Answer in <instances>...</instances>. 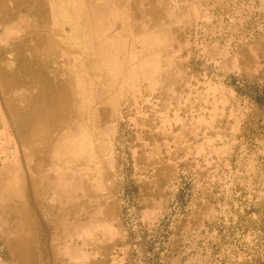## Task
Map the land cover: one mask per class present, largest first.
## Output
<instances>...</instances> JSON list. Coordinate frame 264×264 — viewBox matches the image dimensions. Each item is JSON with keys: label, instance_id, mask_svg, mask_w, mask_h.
Here are the masks:
<instances>
[{"label": "rangeland", "instance_id": "rangeland-1", "mask_svg": "<svg viewBox=\"0 0 264 264\" xmlns=\"http://www.w3.org/2000/svg\"><path fill=\"white\" fill-rule=\"evenodd\" d=\"M45 4L37 77L0 93V228L33 211L54 264H264V0ZM63 214L101 248H63Z\"/></svg>", "mask_w": 264, "mask_h": 264}, {"label": "crops", "instance_id": "crops-1", "mask_svg": "<svg viewBox=\"0 0 264 264\" xmlns=\"http://www.w3.org/2000/svg\"><path fill=\"white\" fill-rule=\"evenodd\" d=\"M45 6V0H0V93L8 89L19 90L26 88L28 83H32V79L37 77L38 59L33 56V50L29 49L28 42L40 39L39 29L42 26L43 20L39 12ZM0 103H2L1 100ZM4 104L6 103L4 102ZM51 105L49 102L36 104L33 98L19 97L15 106V112L18 115L16 119H33L34 115H39L44 119H52L50 116L52 115L51 111L55 113V109L50 110ZM63 110L66 111L63 113L64 115L70 111V108ZM23 114L25 115L23 116ZM35 166H32V169H35ZM30 216H32L31 223H25L22 220L23 215H21L22 222L16 221L15 226L13 225L14 228L10 226L7 227L6 231H0V242L4 246V249L8 250L10 256L8 264H54L55 257L51 252L54 249V236L52 233L51 237L47 233L44 234L46 236H43V232L40 231V224L38 225V220L33 218V211ZM88 216L90 217L91 215ZM64 218L65 215L63 214V229L61 232L63 234L61 241L63 248L79 246V248H85L90 250V252L91 249L101 248L97 244L101 239L100 230L95 226L97 223L94 225L90 223L92 222L91 217L88 222L85 221L90 223L88 228H83L82 230L79 225V230L76 231L71 230V224L65 225ZM11 227L13 230H11ZM71 255L70 252L68 255H65L62 263L81 264L88 262L87 258L82 261L84 257H81L79 254L74 256L75 258L79 257L78 260L72 261Z\"/></svg>", "mask_w": 264, "mask_h": 264}, {"label": "bare ground", "instance_id": "bare-ground-1", "mask_svg": "<svg viewBox=\"0 0 264 264\" xmlns=\"http://www.w3.org/2000/svg\"><path fill=\"white\" fill-rule=\"evenodd\" d=\"M37 1V0H36ZM115 1V0H114ZM120 1V0H119ZM104 2V1H103ZM108 2V1H107ZM122 2V1H121ZM187 2V1H186ZM36 3V2H35ZM123 3V2H122ZM109 4V3H108ZM180 4V3H179ZM195 4V3H194ZM102 5V4H101ZM107 6H109V5H107ZM174 6V5H173ZM182 6V5H181ZM194 7V6H193ZM196 7V6H195ZM111 10V9H110ZM196 10V9H195ZM115 11V10H114ZM113 11V12H114ZM135 11V10H134ZM177 11H178V9H177ZM180 11V10H179ZM182 11V10H181ZM197 11H198V9H197ZM133 12V11H132ZM179 13V12H178ZM201 13V12H200ZM116 14V13H115ZM136 14H137V12H136ZM195 14V13H194ZM118 15V14H117ZM184 15V14H183ZM112 16V15H111ZM173 16V15H172ZM185 16V15H184ZM191 16V15H190ZM175 17V16H174ZM115 18V17H114ZM176 18V17H175ZM200 18V17H199ZM88 19V18H87ZM197 19V18H196ZM201 19V18H200ZM83 20V19H82ZM118 20V19H117ZM181 20V19H180ZM118 22V21H117ZM180 23V22H179ZM184 23H182V25H183ZM144 26V25H143ZM159 26V25H158ZM169 26V25H168ZM189 27V26H188ZM118 28V27H117ZM144 29V28H143ZM119 30V29H118ZM151 30V29H150ZM174 30V29H173ZM184 30H187L186 28L184 29ZM133 31V30H132ZM146 31V30H145ZM170 31V30H169ZM178 32V31H177ZM172 34V33H171ZM170 34V35H171ZM181 34V33H180ZM132 35V34H131ZM129 36V35H128ZM180 36V35H179ZM183 36V35H182ZM97 37V36H96ZM173 37V36H172ZM107 38V37H106ZM174 38V37H173ZM182 38H184V37H182ZM180 45V44H179ZM168 51V50H167ZM164 53V52H163ZM162 57V56H161ZM136 69V68H135ZM151 72H152V70H151ZM150 72V73H151ZM152 75V74H151ZM155 75V74H154ZM135 79H136V77H135ZM132 82V81H131ZM130 82V83H131ZM133 83H135V82H133ZM157 83V82H156ZM66 111H64V110H60L59 111V114H63V113H65ZM98 116H99V114H98ZM59 117V116H58ZM55 119H58L57 118V116L56 117H53V120H55ZM99 121V120H98ZM39 165V164H38ZM36 167V166H35ZM39 168H40V166H38ZM33 168V167H32ZM4 169V168H3ZM13 174H15V176H14V181H13V186H12V190H13V192L15 193L16 192V189H18V187H19V183H18V180L16 179V176H17V172L15 173H13ZM12 174V175H13ZM11 175V176H12ZM68 181V180H67ZM43 182V181H42ZM52 183H54V182H52ZM80 184V183H79ZM71 185V184H70ZM78 186V185H77ZM55 187V186H54ZM59 191V190H58ZM81 192V191H80ZM58 193V192H57ZM78 194V193H77ZM58 195V194H57ZM56 195V196H57ZM28 196V195H27ZM54 196V195H53ZM7 197V196H6ZM8 200H9V198H8ZM29 200V199H28ZM12 201V200H11ZM36 202V201H35ZM28 203H29V201H28ZM30 208V207H29ZM15 210V206H11L10 204H8V203H4V204H0V217H1V221L3 220L4 222L6 221V219H5V215L7 214V212H11V211H14ZM23 220V219H22ZM22 220H21V222H22ZM27 222V221H26ZM14 226H15V224H14ZM14 226H12L13 228H14ZM7 227H10V226H7ZM7 227H4V228H0V231H6L7 230ZM11 227V228H12ZM13 228L11 229V230H13ZM26 230H27V228H26ZM25 231V230H24ZM24 231H23V233H24ZM93 231V230H92ZM18 232V231H17ZM21 233V232H20ZM27 237V236H26ZM33 237V236H32ZM27 240H28V238H27ZM23 244V243H22ZM23 247H24V245H23ZM84 247V246H83ZM28 249V248H27ZM29 250V249H28ZM30 251H32V250H30ZM33 252H34V250H33ZM25 253H26V251H25ZM81 253V252H80ZM82 257V256H81ZM30 258V257H29ZM33 260V259H32ZM18 263H20V262H18Z\"/></svg>", "mask_w": 264, "mask_h": 264}]
</instances>
